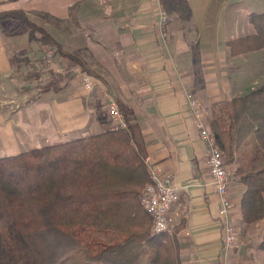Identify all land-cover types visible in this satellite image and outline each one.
Returning <instances> with one entry per match:
<instances>
[{"label": "crops", "instance_id": "obj_1", "mask_svg": "<svg viewBox=\"0 0 264 264\" xmlns=\"http://www.w3.org/2000/svg\"><path fill=\"white\" fill-rule=\"evenodd\" d=\"M40 1L51 5L57 0ZM187 2L190 19L183 21L168 15L165 33H162L159 20L163 8L159 0H61L68 8L79 6L71 18L67 17V49L78 53L94 71L92 87L83 86L85 101H102L100 113L106 116L92 117L90 126L80 130L81 135L112 127L105 99L127 105L133 121L140 124L147 157L171 173L174 184L179 187L178 201L172 205L169 215L173 224L170 231L181 224L175 233L181 264H258L262 257L258 247L260 233L251 228L253 223L242 221L240 200L244 188L233 174V165L228 174L227 196L231 200L230 220L237 227L242 243L237 237L239 247L223 245L219 200L205 162L208 148L195 125L187 94L208 115L213 102L264 84V68L258 70L256 77L248 70L251 64L242 66L246 58L236 60L250 52L263 51L264 47L231 55L226 43L254 32L248 17L251 12L264 10V0ZM10 3L15 2L0 0V10L11 9ZM12 8L25 9L21 4ZM10 28L0 26L1 92L35 95L34 89L24 90L34 84H25L19 89L4 84L8 77L21 75L25 63L34 64L44 58L39 45L25 49L23 45L13 44L12 37L23 36L6 34ZM26 50L35 55L25 56ZM74 80L78 79L73 78L70 83ZM3 103L0 104L2 137L6 132L15 134L20 124L16 118L22 117L9 116V110L2 107L8 102ZM90 111H84L86 119Z\"/></svg>", "mask_w": 264, "mask_h": 264}, {"label": "trees", "instance_id": "obj_2", "mask_svg": "<svg viewBox=\"0 0 264 264\" xmlns=\"http://www.w3.org/2000/svg\"><path fill=\"white\" fill-rule=\"evenodd\" d=\"M159 3L170 17L190 19L187 0ZM4 19L17 21L6 34L50 44L53 54L94 75L24 9L0 10ZM248 19L254 32L227 40L231 55L264 47V10ZM74 77L72 69L52 70L24 90L60 92ZM116 103L125 127L0 156V264H181L175 236L181 224L154 233L140 203L149 181L147 149L131 108ZM209 122L224 163L243 185L242 221H262L258 247L264 252V84L213 102Z\"/></svg>", "mask_w": 264, "mask_h": 264}, {"label": "rangeland", "instance_id": "obj_3", "mask_svg": "<svg viewBox=\"0 0 264 264\" xmlns=\"http://www.w3.org/2000/svg\"><path fill=\"white\" fill-rule=\"evenodd\" d=\"M12 2L15 3H10V6H8L9 8L20 7L21 4L25 8L24 10L27 15L33 21L48 30V32L58 40L63 50H68L67 17L71 18L72 14L76 13L74 9L79 6L68 8L61 3V0H57L51 5L42 3L40 0H17ZM46 2L48 1L46 0ZM85 16H88V12H86ZM89 21L90 19L88 22ZM16 23L17 21L13 19H4L0 21V26L12 27ZM21 35L23 37H12V43L18 46L23 45L25 49L28 46L35 47L36 45H39L38 42L35 41L28 42L25 34ZM78 41L79 40L77 39L75 44H78ZM39 47L44 54V58L41 61L34 62V64L32 62L25 63L21 75L17 77L15 75L13 77H8V81H5L4 78H2V80L5 81L4 84L8 83V87L17 86L19 89L25 84H36L46 80L52 70L66 71L78 68L79 72L88 73L83 71L78 65L72 64L68 59L63 58L58 54H53V47L50 44L39 45ZM30 51L31 50H26L24 55L30 57L35 55V53H31ZM76 54L80 57L78 53ZM245 58L246 62L242 60ZM236 60H242V66L244 67L247 66V63L251 64L249 67L247 66L248 70L250 72L253 71V74L258 77L260 73L258 70L264 68V50L250 52L247 55L237 57ZM250 67H252L253 70ZM14 70L11 71L14 73ZM32 72L34 73L32 74ZM76 78L78 80H74L72 84L70 83L68 88L61 90L58 93L48 92L46 94H41L40 96L36 95L32 100L30 99L31 94H33L32 92L19 95L14 91L7 90L8 93L6 92L7 94L4 95L3 92H1L2 81H0V104L3 105V102H8V105L2 107H6L7 112L9 110V113H11L9 116H15V118L19 115L22 116L21 118H16L20 124L18 123L19 128L16 130L15 134H7L6 132L3 137L0 136V156L12 155L24 150L78 137L82 133L80 131L81 129H87L90 126L92 117H106L104 114L100 113L103 111L101 107L102 101L97 103L94 101H91L90 103L85 101L86 92L83 90V84L78 73H76L74 79ZM262 82H264V79ZM106 98H108V96ZM83 99L86 104L83 103ZM105 100L107 109L108 99ZM87 104H90V106L88 107ZM86 106L88 108H86ZM90 109L92 113L90 111L86 119L84 111ZM13 120L15 121V119ZM205 120L210 127L209 112L208 115H205ZM11 126L12 124L9 125V128ZM226 166H228L227 171L229 174L231 164H226ZM251 228L254 232L258 231L261 237L262 221L259 220L254 222ZM237 237L242 243L239 233L237 234ZM241 243L238 242V244ZM260 254L262 257L259 259L258 264H264V252L260 251Z\"/></svg>", "mask_w": 264, "mask_h": 264}, {"label": "built area", "instance_id": "obj_4", "mask_svg": "<svg viewBox=\"0 0 264 264\" xmlns=\"http://www.w3.org/2000/svg\"><path fill=\"white\" fill-rule=\"evenodd\" d=\"M168 15L161 9L159 29L165 33V24ZM77 71L83 86L90 89L95 78L93 75ZM187 101L191 114L195 119V125L201 138L207 144L206 166L214 186V190L219 200L218 213L223 222V245L226 248L237 246V227L230 220L231 200L227 196L228 191V171L223 161L221 149L215 144L213 133L205 120V115L197 100L190 94H187ZM107 113L112 120L113 127H125L127 122L123 113L118 109L114 100L108 101ZM145 163L149 173V181L145 184L139 195V200L143 208L152 218V231L154 233L170 231L172 220L170 210L172 205L178 201L179 187L173 182V176L158 165L153 164L149 157H145Z\"/></svg>", "mask_w": 264, "mask_h": 264}]
</instances>
